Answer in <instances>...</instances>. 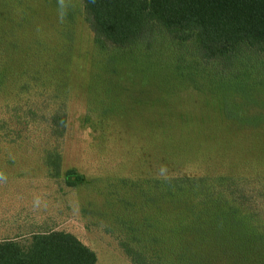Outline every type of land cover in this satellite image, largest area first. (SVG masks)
<instances>
[{"label": "rangeland", "instance_id": "374dc122", "mask_svg": "<svg viewBox=\"0 0 264 264\" xmlns=\"http://www.w3.org/2000/svg\"><path fill=\"white\" fill-rule=\"evenodd\" d=\"M52 229L97 264H264V51L225 72L195 34L0 0V240Z\"/></svg>", "mask_w": 264, "mask_h": 264}, {"label": "trees", "instance_id": "16d2710c", "mask_svg": "<svg viewBox=\"0 0 264 264\" xmlns=\"http://www.w3.org/2000/svg\"><path fill=\"white\" fill-rule=\"evenodd\" d=\"M84 2L91 10L95 24L110 37L121 41H132L157 25L195 34L200 59L207 63L217 62L225 72L234 67L240 53L264 51V0ZM172 75H168L169 79L179 77ZM189 79L195 80L194 77ZM221 88L216 87V90ZM80 178L75 170L68 171L66 176L71 186ZM205 185L212 186L206 182ZM193 191L196 190L191 187L184 195L190 197L195 193ZM229 224L231 228L236 225L234 222ZM124 249L134 262L142 264L145 260L143 251L135 246L127 244ZM0 264H97V254L72 232L52 229L0 240Z\"/></svg>", "mask_w": 264, "mask_h": 264}]
</instances>
